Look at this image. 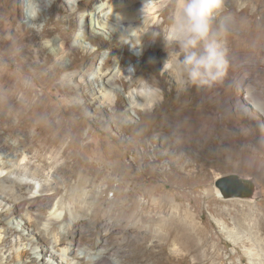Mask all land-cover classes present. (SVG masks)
Masks as SVG:
<instances>
[{
    "label": "rangeland",
    "instance_id": "1",
    "mask_svg": "<svg viewBox=\"0 0 264 264\" xmlns=\"http://www.w3.org/2000/svg\"><path fill=\"white\" fill-rule=\"evenodd\" d=\"M78 1L0 0V39L4 40L0 42V74L15 78L17 76L16 80L23 79L24 86L32 85L36 89L34 92L43 96V105L56 107L57 113L77 131L79 154L84 155L88 151L86 156L94 158L111 175V186L104 178H100L81 187L83 192L89 193V197L81 203L88 211L86 214L75 211L72 213L73 218L80 216L92 222V209L96 206L99 227L90 240L83 239L79 242L76 246L77 256L70 257L66 248L55 247L57 232L65 237L69 234L66 221L57 223L50 231V243L47 247L59 253V260L61 258L63 262L58 263L50 254L42 251L41 245L33 243L26 234L27 231L21 230L14 217L10 218L11 203H5L0 198V264H9L10 259H13L12 264H20L24 260L32 261L34 256L37 258L36 264H83L82 258L86 257L85 261H88L95 252L112 247L113 244L108 239L101 241L100 237L112 229L110 224L105 227L106 221L113 224L119 222V212L109 215L106 208L115 206L132 183L154 198L169 201L173 204L172 211L176 209L177 214H181L182 217L176 221L181 231L168 241L169 251L179 254L182 247L191 244L201 248L200 254L190 255L192 261L200 257L210 264H222L223 259L226 264H264V234L254 225L255 216L264 215V115L258 113L250 117L243 106L234 104L239 86L244 87L243 98L247 89L252 88L264 96V0H224L225 12L217 14L213 20V28L223 30L221 39L227 48V75L220 82L222 96H211L208 100L200 93L205 86L184 83L171 71V66L182 56L179 49L169 48L160 56L155 53L157 40L162 39L152 34H162L167 29L175 0L171 5V0H155L161 3L160 7L166 13L143 16L144 18L141 16V37L136 38L133 34L127 41L116 38L111 28L98 27V13L94 14L91 8L109 0H84L88 6L85 5L83 9H79ZM32 12H36V15L33 16ZM8 25L11 28L6 33L3 32ZM123 25V29L128 26ZM33 36L38 39H35L32 46H42L43 53L51 59L48 66L52 70L66 66L58 71L59 76L52 79L53 82L50 80V73L42 75L35 65L30 66L34 75L28 76L24 72L28 67L22 61L26 55L19 54L20 46ZM136 61H139L140 69L145 72H150L151 63H163L160 73L155 77L158 83L154 88L159 94L165 91V97H160L161 102L155 109L148 110V114L138 109V100L133 99L130 94V84L124 76L122 80L116 81L114 87L106 84L108 78H113L117 71L133 67ZM103 73H107V78L102 79ZM138 73L135 70L134 75ZM74 76H77V81H74ZM68 83H75L77 86H64ZM189 86L193 87L184 91ZM172 88L174 91H171ZM106 90L119 93L120 98H115L118 103L116 110L113 109L115 103L106 99ZM213 93L211 91V95ZM206 101L210 103L209 119L204 120L214 121L218 126L214 130L211 152L202 158L205 139L195 130L199 122H204L199 119L196 123L188 124L195 137L191 138L192 145L187 143L183 148L186 167L180 168L176 175V170H171L175 158L163 157L154 165L164 166V173L159 172L154 176L144 174L146 164L149 163L143 157L145 144L150 146L151 158L157 156V151H167L169 147L162 138L157 137L153 142L140 136L136 124L140 121L139 113H143V118L162 123L176 116L189 122L192 114L206 107ZM124 113L128 114L130 120L122 119L121 115ZM231 113L234 116L229 119ZM238 115L240 118L236 119ZM5 125L6 119L0 117V188L9 191L18 183L27 185L31 208L41 216L38 219L40 222L46 223L45 216L59 203L61 208L58 212L65 215L66 208L71 203L67 199L63 201L62 197L71 194L81 171L73 169L71 160L62 147L42 152V155L38 144L26 139L22 130L17 126L7 130ZM176 132L177 130H173L172 133L177 135ZM70 139L68 137L64 144L68 145ZM204 163L207 164L205 171L202 167L194 170L196 165ZM231 173L253 181L252 196L256 194L254 200H249L251 196H219L216 179ZM126 175L132 176L134 180L130 179L128 185L120 187L119 183L123 181L121 178ZM56 190L59 192L55 193ZM185 191L189 192L188 198ZM221 209L239 210L250 217L237 218L232 213L226 220L220 214ZM18 212L20 215L24 210L20 208ZM238 219L242 226L238 224ZM21 220L26 221L22 216ZM191 225L195 228L190 230ZM27 228L32 226L27 224ZM82 229L88 232L89 229H94V225L87 223ZM97 240L98 246L92 248L90 243ZM23 247L31 248L33 255H26L22 260L18 251ZM215 252H219L220 256ZM243 256L246 260L242 259ZM68 258H72L70 263ZM116 259L120 261V258Z\"/></svg>",
    "mask_w": 264,
    "mask_h": 264
},
{
    "label": "bare ground",
    "instance_id": "2",
    "mask_svg": "<svg viewBox=\"0 0 264 264\" xmlns=\"http://www.w3.org/2000/svg\"><path fill=\"white\" fill-rule=\"evenodd\" d=\"M29 1L31 2V0ZM173 1L174 0H171L169 2V5H171ZM86 4L87 3H85L84 0H79V9H83ZM160 4L155 0H109L108 2L98 3L94 8H91V11L94 14L98 13V27H108L109 29L111 28V31L115 34L116 38L127 41L128 37L133 34L136 38L141 37L139 32V29H143L142 23L140 22L141 20L139 21V18L141 16L143 17L156 13H166V11L160 7ZM223 12L225 11L222 8L220 13ZM12 15H15L14 11L12 12ZM123 24L128 25L126 26V29H123ZM10 28V25H8L3 32L9 30ZM137 32H139V34ZM35 39L37 40L38 37L33 36L26 42L22 43L21 46L19 45V54L26 55V57L22 61L26 64L28 69H26L24 72L28 76H31L34 72L31 70L30 66L35 65L36 68L42 73V75H47L48 73H50V80L52 81V79L54 80V78L57 77L58 71L66 68V66L62 68L58 67V69L56 68L52 70L51 67L48 66V62L50 59L49 55H45L43 53L42 46L36 44L35 47L32 46ZM0 42L2 43L4 42V40L1 38ZM1 45L2 44H0V50ZM163 52H165L163 41H159L158 39L155 46V53H157V56H160ZM11 58L12 56L10 57V59ZM151 64L152 65L150 66V72H145L142 68L140 69L139 61H136L133 67H126L124 69H121V71H117L116 75L114 77L112 76L113 78H108V81L106 82L108 86L114 87L116 86V81L122 80L124 76L130 84V94L132 95L133 99L138 100L136 101L138 109L142 110L145 114H148V110L155 109L161 102L159 101L160 97L164 98L166 93L164 91L162 94H159L154 88V86H156V84L158 83L155 77L158 75V73H160V69L163 63L159 61L153 62ZM135 70L139 71L138 75H134ZM73 78L74 81H77V76H74ZM105 78H107V73L102 74V79ZM16 79L17 76L15 78L10 75L8 76L0 74V117L6 119L7 121V125H5L4 128L10 130L12 126H17L20 130H22V134H24L26 139L38 144L40 150L39 153L41 154L42 152H48L51 149H58L59 147H62L63 149H65L64 151L67 152V155L71 160L73 169L75 171H81V176L78 179V182H76L75 186L71 189V194L62 197L63 201L67 199L71 203V206L66 208V214L62 215L63 212H58V210H60L59 208H61V203H59L54 206L56 208L53 211L49 212V214L45 216L44 219L47 221L46 223L38 221V219H41V216L33 212L31 208L32 206L30 205L31 199H29L27 196V185L18 183L13 187L10 186L11 188L9 189V191H5L0 188V198L5 203H11L9 214L10 218L14 217L16 219L17 224L19 225L21 230L27 231L26 234L30 236V239L33 241V243H38L39 245H41L42 251L50 254L51 257L58 261V263L59 261L61 263L63 262V260H61V258L59 260V253L47 247L50 243V231H52L57 226V223L66 221L69 227V234L67 237H65L60 232H57L54 241L55 247H57L58 249L66 248L67 253L70 257L77 256L76 246L79 244V242L83 239L90 240L95 234V229L99 227L97 226L98 217L95 212L96 206L92 209V222H88L87 219L81 218L80 216L74 218L72 216V213L74 211L80 212L82 214H86L88 211L86 206L81 203L89 197V193L83 192L81 190V187H83L87 183L92 184L98 181L100 178H104L106 181H108L109 186H111L110 181L112 180V177L107 173L104 166H99L94 158H88L89 156H86V153H88V151H86L84 155L79 154L78 145L76 144L78 133L74 128L71 127V124L69 122H66L62 118V116L57 113V108L44 106L43 96L41 97L37 95L34 92V90L36 89H34L32 85L24 86L25 82L23 81V79ZM148 84L152 86H148ZM162 84L164 83L162 82ZM64 86H77V84L68 83ZM191 87L193 86H189L188 88L184 89V91L190 90ZM243 89L244 87L239 86L236 90L234 104L243 106L247 115L250 117L257 115L258 113H262L264 115V96L255 88H252L247 89L243 98ZM112 91L114 92V90H109V92L107 91L108 93H105V95L106 99H108L110 102L115 103L113 105V109L116 110L118 107V103L117 101H115V98H117L118 100L120 98V95L116 90V92L114 93ZM171 91H174V89L172 88ZM211 91L214 92L212 95ZM222 92L223 89L221 88L220 83L215 84L211 87L205 86L200 90V93L204 94L206 100H208V98L211 96H214L216 98L221 97ZM206 104L207 105L205 108L191 115V120L189 119V122H186L184 118L176 116L162 123L157 122L156 120L143 118V113H139L140 121H138L136 124H138L137 126L140 136L143 137V139H149L153 142L157 140V137L158 139L162 138L169 147L167 151H157V156L151 158L149 155L150 146L145 144L146 146L144 149L143 157L144 159L148 160L149 163L146 164L143 172L144 174L154 176L156 174H159V172L161 174L164 173V171H162V167L164 166L157 167L154 165V163L158 159L163 157L173 159L175 158L172 161L173 165L171 166V170H176V175L180 172V168L184 169L187 165V160L183 155V148L187 143H190L192 145L191 138L195 137L192 134L190 125L188 124L196 123L199 119H203L204 121L203 124L199 122L198 125L195 126V130L201 133L205 139V143L201 151L203 152L202 158H204V155L206 156V154H209L211 152L210 148H212V145L214 143V130L218 128V126L214 121L204 120L209 119L208 106L210 105V103L206 101ZM127 115L125 113L122 114V119H128L129 116ZM230 115L231 116L229 119L234 116L233 113H231ZM235 118L239 119L240 115ZM237 123L238 120H236L235 124ZM173 130H177V135H175V133H172ZM158 131H160V133L156 134V132ZM68 137H71L70 143L68 145H65L64 143ZM190 159L194 161L193 157H191ZM215 162L216 160H214V163ZM206 165V163L202 165H196L194 167V170L197 171L198 168L202 167V169L205 171ZM116 169H119V167ZM121 179L123 181L119 183L120 187L128 185L127 182L130 181V179L134 180V178L130 175H126ZM217 191L219 196H221V192L219 190ZM57 192H59V190L55 191V193ZM185 195L186 198H188L189 192L185 191ZM255 196L256 194L249 197V200H254ZM172 207L173 204L169 201L161 198H154L149 192L144 191L137 184L132 183L130 186H128L127 191L124 192V195L115 206L108 209L106 208V211L109 212V215L114 214L115 211L119 212V222H115L113 224L111 222L109 223V221H106L105 227L107 228L110 224L112 229L110 232L105 233L100 237L101 241H103V239H108L109 242L113 244V246L95 252L93 258L88 261H85L86 257L82 258L84 260L83 264H210L207 260H203L200 257H197V259L194 261L190 259L191 254H200L201 248L198 245H185L184 247H182L179 254L175 251L168 250V241L171 240L174 236L178 235L179 231H181V229H179V227L177 226L176 221L179 220L182 216L181 214H177L176 209L172 211ZM20 208H22L24 212L23 214L19 215L18 211ZM232 213H234L237 218L242 216L246 218L250 217H248L247 213H243L239 210H220V214L226 220L229 219V216ZM21 216L22 218L26 219L25 222H22ZM62 216H64L63 219ZM87 223H89L90 225L93 223L94 229H89L88 232H85L82 228L83 225ZM27 224L32 226V228H27ZM238 224L242 226V222L239 219ZM254 225L257 227L259 232L264 234V215L257 214L254 219ZM194 228L195 226L191 225L189 229L191 230ZM98 244L99 241L97 240L91 242L90 246L92 248H96ZM262 250L264 251L263 248ZM215 253L218 254L219 252ZM19 254L23 260L26 255H33V252L31 251V248L23 247V249L18 251V255ZM35 258L36 257L34 256V259L32 261L24 260L20 262V264H36L35 261L37 260V258ZM116 258H120V261H118V259ZM242 259L246 260L245 256H243ZM12 260L13 259H10L9 264H12ZM68 260L70 263L72 261V258H68ZM222 264H226L225 259H223ZM233 264L237 263L234 262Z\"/></svg>",
    "mask_w": 264,
    "mask_h": 264
},
{
    "label": "clouds",
    "instance_id": "3",
    "mask_svg": "<svg viewBox=\"0 0 264 264\" xmlns=\"http://www.w3.org/2000/svg\"><path fill=\"white\" fill-rule=\"evenodd\" d=\"M224 0H175L167 29L153 33L163 41L165 51L178 48L182 56L171 66L177 79L197 86H213L227 75V48L222 29L213 28V20ZM33 16L36 12L31 13Z\"/></svg>",
    "mask_w": 264,
    "mask_h": 264
},
{
    "label": "water",
    "instance_id": "4",
    "mask_svg": "<svg viewBox=\"0 0 264 264\" xmlns=\"http://www.w3.org/2000/svg\"><path fill=\"white\" fill-rule=\"evenodd\" d=\"M217 188L224 197H247L254 192V183L236 173L227 174L216 179Z\"/></svg>",
    "mask_w": 264,
    "mask_h": 264
}]
</instances>
